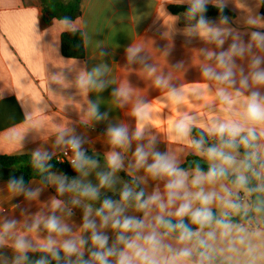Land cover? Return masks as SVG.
<instances>
[{
    "label": "clouds",
    "instance_id": "1",
    "mask_svg": "<svg viewBox=\"0 0 264 264\" xmlns=\"http://www.w3.org/2000/svg\"><path fill=\"white\" fill-rule=\"evenodd\" d=\"M229 3L189 0L186 9L194 20L186 34L214 45L201 49L203 83L154 80L177 108L204 102V111L183 112L168 129L170 141L196 159L185 166L158 147L148 103L133 105L130 129L89 101L81 122L105 124L108 150L90 154L85 137L60 129L55 146L71 175L42 149L32 155L37 186L9 174L0 191L16 202L11 211L0 207V264H264V12L241 3V31L225 15ZM210 4L215 21L207 17ZM112 95L124 107L131 90ZM49 188L54 194L41 201Z\"/></svg>",
    "mask_w": 264,
    "mask_h": 264
},
{
    "label": "crops",
    "instance_id": "2",
    "mask_svg": "<svg viewBox=\"0 0 264 264\" xmlns=\"http://www.w3.org/2000/svg\"><path fill=\"white\" fill-rule=\"evenodd\" d=\"M241 3L261 10L262 2L230 0L226 9L233 18L232 27L243 31L239 17L246 8ZM80 5L79 18L46 24L41 0H0V157L32 156L37 149L57 157L63 151L55 146L60 129L85 137L89 153L102 156L108 150L105 124L93 129L81 122L88 102L107 112L111 122L134 129L132 107L139 100L150 105L148 127L159 138L158 147L174 152L185 163L189 150L171 142L168 129L183 112L204 111L200 107L204 102L189 100L177 108L168 101L167 88L156 87L154 80L164 76L172 86L186 88L203 83L201 49L214 45L187 35L194 20L187 13L170 10L188 6L189 0H81ZM76 29L84 34L83 59L66 58L61 51L62 34ZM88 78L93 83L85 86ZM99 82L104 83L103 90L94 86ZM122 86L131 90L124 107L112 95ZM5 181L0 179V188ZM29 183L35 187L39 180ZM53 194L49 188L40 200ZM15 202L6 190L0 191V207L5 211H11ZM5 254L10 259L11 253Z\"/></svg>",
    "mask_w": 264,
    "mask_h": 264
},
{
    "label": "trees",
    "instance_id": "3",
    "mask_svg": "<svg viewBox=\"0 0 264 264\" xmlns=\"http://www.w3.org/2000/svg\"><path fill=\"white\" fill-rule=\"evenodd\" d=\"M44 23L48 24L53 19L73 21L81 16V0H41ZM189 6V5H188ZM188 6H171L170 10L174 13H187ZM261 12H264V2L261 3ZM188 14V13H187ZM225 15H231L230 11L225 9ZM218 10L215 6L208 7L207 17H217ZM61 51L64 57L73 59H83L85 57L84 34L81 30L66 31L61 36ZM196 158L189 156L184 165L187 166ZM54 161H60L58 156L53 157ZM0 162L4 166L5 178L8 179L9 174L16 176L23 175L26 182L36 179L39 180V173L32 166V156H4L0 157ZM56 169L64 170L71 175L67 162L56 164ZM127 179L126 176H124Z\"/></svg>",
    "mask_w": 264,
    "mask_h": 264
},
{
    "label": "built area",
    "instance_id": "4",
    "mask_svg": "<svg viewBox=\"0 0 264 264\" xmlns=\"http://www.w3.org/2000/svg\"><path fill=\"white\" fill-rule=\"evenodd\" d=\"M68 155L70 156L71 153L69 152ZM59 160L62 162H67L68 157L65 156L64 152L62 151L61 154L58 156Z\"/></svg>",
    "mask_w": 264,
    "mask_h": 264
},
{
    "label": "water",
    "instance_id": "5",
    "mask_svg": "<svg viewBox=\"0 0 264 264\" xmlns=\"http://www.w3.org/2000/svg\"><path fill=\"white\" fill-rule=\"evenodd\" d=\"M5 177V171H4V166L3 164L0 162V179Z\"/></svg>",
    "mask_w": 264,
    "mask_h": 264
},
{
    "label": "rangeland",
    "instance_id": "6",
    "mask_svg": "<svg viewBox=\"0 0 264 264\" xmlns=\"http://www.w3.org/2000/svg\"><path fill=\"white\" fill-rule=\"evenodd\" d=\"M65 1H67V0H65Z\"/></svg>",
    "mask_w": 264,
    "mask_h": 264
}]
</instances>
